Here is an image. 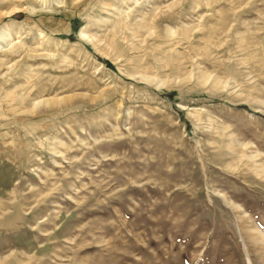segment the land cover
I'll use <instances>...</instances> for the list:
<instances>
[{
	"label": "rangeland",
	"instance_id": "rangeland-1",
	"mask_svg": "<svg viewBox=\"0 0 264 264\" xmlns=\"http://www.w3.org/2000/svg\"><path fill=\"white\" fill-rule=\"evenodd\" d=\"M0 29V264H264V0H0Z\"/></svg>",
	"mask_w": 264,
	"mask_h": 264
},
{
	"label": "bare ground",
	"instance_id": "bare-ground-1",
	"mask_svg": "<svg viewBox=\"0 0 264 264\" xmlns=\"http://www.w3.org/2000/svg\"><path fill=\"white\" fill-rule=\"evenodd\" d=\"M40 2H41V5H42V7L44 6L45 7V5H46V0H39ZM16 8H13L10 12H12V11H14ZM10 12H7V13H10ZM84 29H85V27H83V29H81V31L79 32V37L81 38V39H84V40H88V41H90V42H93L92 41V38L91 37H89V36H87L85 33H84ZM9 30V29H8ZM8 30L6 29L5 31H4V29H0V41L1 42H5L6 41V38L8 39V38H10V35H9V32H8ZM5 33H7V34H5ZM48 103V101H44V104H47ZM37 104H39V103H37Z\"/></svg>",
	"mask_w": 264,
	"mask_h": 264
},
{
	"label": "trees",
	"instance_id": "trees-1",
	"mask_svg": "<svg viewBox=\"0 0 264 264\" xmlns=\"http://www.w3.org/2000/svg\"><path fill=\"white\" fill-rule=\"evenodd\" d=\"M175 93H169L167 96L172 97Z\"/></svg>",
	"mask_w": 264,
	"mask_h": 264
}]
</instances>
